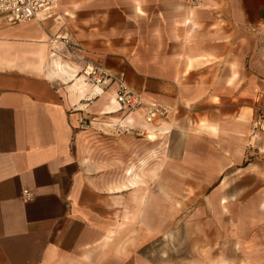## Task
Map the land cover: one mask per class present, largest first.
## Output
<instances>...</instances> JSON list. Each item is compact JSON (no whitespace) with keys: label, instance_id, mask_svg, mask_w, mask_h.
<instances>
[{"label":"crops","instance_id":"0c3cea01","mask_svg":"<svg viewBox=\"0 0 264 264\" xmlns=\"http://www.w3.org/2000/svg\"><path fill=\"white\" fill-rule=\"evenodd\" d=\"M86 66L170 114L127 116ZM259 106L264 0H56L0 27V264H264Z\"/></svg>","mask_w":264,"mask_h":264},{"label":"built area","instance_id":"2783aa9c","mask_svg":"<svg viewBox=\"0 0 264 264\" xmlns=\"http://www.w3.org/2000/svg\"><path fill=\"white\" fill-rule=\"evenodd\" d=\"M55 2L56 0H0V27H10L45 19L50 16ZM186 2L190 7H194L198 5L199 0H186ZM62 40L67 43L65 39ZM80 74L85 85L94 90L116 81L115 101L119 110L127 116L144 109L145 122L152 124L170 114L168 107L158 102L146 101L143 96L129 89L122 78L115 79L101 68L86 66ZM250 135L259 141L255 148L257 155L264 157V106H259L255 110ZM22 195L25 200L31 199V194L27 190H24Z\"/></svg>","mask_w":264,"mask_h":264}]
</instances>
